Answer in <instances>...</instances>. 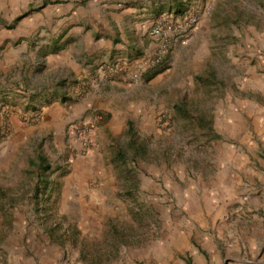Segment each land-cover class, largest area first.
Listing matches in <instances>:
<instances>
[{"label":"rangeland","instance_id":"374dc122","mask_svg":"<svg viewBox=\"0 0 264 264\" xmlns=\"http://www.w3.org/2000/svg\"><path fill=\"white\" fill-rule=\"evenodd\" d=\"M127 7L143 10L134 18L139 36L133 35L131 15L120 27L113 16ZM163 12H195L201 20L185 45L173 46L139 80L105 67L116 68L109 56L90 59L85 43L76 56L80 74L55 66L61 50L70 44L78 49L79 38L109 39L118 32L135 51L137 70L151 51L148 30ZM0 80L8 84L0 98V143L10 141L8 157L0 160V264L188 262L189 251L161 247L160 262L144 254H155L172 234L185 213L184 192L202 193L200 182L230 154L246 160L225 206L264 207L253 198L264 192V0H0ZM124 80L136 82V91L157 104L156 115H139L148 126L143 134L122 129L105 140L102 164L88 172L87 189L105 188L106 206L96 209L88 194L85 211L69 209L67 178L76 164L96 155L104 117L95 110L71 119L90 94L109 90L104 81ZM59 108L67 134L73 121L94 123L87 152L68 135L60 140V127L45 125L46 114ZM12 113L31 130L19 141L11 136ZM230 113L242 116L229 119ZM249 260L264 264L259 256Z\"/></svg>","mask_w":264,"mask_h":264},{"label":"crops","instance_id":"0c3cea01","mask_svg":"<svg viewBox=\"0 0 264 264\" xmlns=\"http://www.w3.org/2000/svg\"><path fill=\"white\" fill-rule=\"evenodd\" d=\"M100 9V8H99ZM142 9L127 7L122 10H116L113 13L119 27L124 23V18L131 15L133 17L132 27L136 28L137 36L140 35V24L134 18L142 13ZM97 9H95V12ZM100 11V10H99ZM100 14L101 11H100ZM145 15V14H143ZM143 15H139L142 17ZM79 32H76L78 35ZM121 38V43H114V39ZM78 49L75 44H70L69 47L61 50L59 60L55 66L71 67V71L80 74L82 69H78V59L76 56L80 55V44L85 43L84 53L94 61H98L105 56L112 59L110 65L113 67H121L128 78L129 74L137 67L135 51L129 50L130 42L125 39L124 34L115 32L112 38L106 39L100 37L84 36L78 39ZM135 43V42H133ZM152 45L150 48H152ZM50 61L53 58H49ZM132 59V60H129ZM53 66V64H50ZM3 66V64L1 65ZM104 66L101 67V69ZM108 69H112L106 66ZM112 71V70H111ZM110 76V75H109ZM111 77V76H110ZM8 86L5 81L0 80V98L2 99L3 89ZM11 86L14 87L12 84ZM103 88H109L108 91L98 94L95 91L90 94L84 101L80 103V115L71 119L82 118L85 112L98 110L103 114V121L97 131L95 156H91L88 160L82 161L80 164L74 166V173H72L66 181V196L68 200V208L76 211H85V200L88 194L91 197L92 206L96 209L106 206L105 199L108 191L103 187L96 189H87L89 177L88 172L97 165H101L103 160V148L105 140L109 136H115L122 132V129H127L132 136L136 134H143L148 127L142 121L139 123V115L142 114V120H147L156 115L158 109L157 104H154L152 99L147 98L144 92L138 93L137 83H130L124 81H104ZM102 91V90H101ZM135 93L132 98H129V93ZM159 94H156V98ZM64 111L62 108L57 110H50L46 114V126L60 127L58 132L61 133L60 140L65 135L67 137V129H64L63 124ZM229 119L240 118L242 113L233 115L230 113ZM129 119L135 122L132 128L129 126ZM10 129L12 130V138L19 141L25 135H29L31 130L20 120L18 114L12 113L8 119ZM135 126V127H134ZM24 139V138H23ZM9 138L0 143V160L3 161L8 157L7 143ZM244 154L237 153L230 154V158L225 159L224 162L216 166L209 175L206 181L200 182L199 185L204 189L193 190L192 188L185 191L182 195V203L185 206V213H181L176 221H174V229L170 237L164 242L158 243L154 249L155 254L146 253L144 256L154 258L157 262L162 261L159 250L164 252H184L189 251V257L185 260L180 259L176 264H250L254 261L249 260L250 256H259L264 263V213L260 215L261 206H240L232 208L225 206L224 199L232 186L242 180V164L245 162ZM240 171V172H239ZM202 183V184H201ZM188 193V194H186ZM254 199L264 198V192L260 197H253ZM252 198V199H253ZM100 199L102 200L100 202ZM98 211V210H97ZM97 211H92V214L97 215ZM259 211V212H258ZM90 214V212H89ZM192 240H196V245L190 246ZM162 243V244H161ZM206 252V253H204ZM208 254V255H207Z\"/></svg>","mask_w":264,"mask_h":264},{"label":"built area","instance_id":"2783aa9c","mask_svg":"<svg viewBox=\"0 0 264 264\" xmlns=\"http://www.w3.org/2000/svg\"><path fill=\"white\" fill-rule=\"evenodd\" d=\"M198 13L174 15L163 12L148 30L153 41L151 51L140 60L137 70L129 74L130 79L139 80L149 68L163 63L173 46L185 45L200 23ZM112 71H121L119 67ZM101 118V117H99ZM94 123L89 120L73 121L69 125L68 139L70 142L81 144L82 151H88L94 143Z\"/></svg>","mask_w":264,"mask_h":264}]
</instances>
